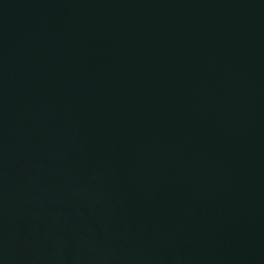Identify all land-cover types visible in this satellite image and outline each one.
Returning <instances> with one entry per match:
<instances>
[{"label":"water","instance_id":"1","mask_svg":"<svg viewBox=\"0 0 264 264\" xmlns=\"http://www.w3.org/2000/svg\"><path fill=\"white\" fill-rule=\"evenodd\" d=\"M0 264H264V0H0Z\"/></svg>","mask_w":264,"mask_h":264}]
</instances>
